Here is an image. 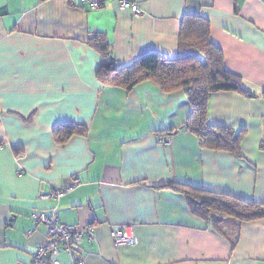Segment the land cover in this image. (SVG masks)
Returning <instances> with one entry per match:
<instances>
[{
    "label": "crops",
    "instance_id": "obj_1",
    "mask_svg": "<svg viewBox=\"0 0 264 264\" xmlns=\"http://www.w3.org/2000/svg\"><path fill=\"white\" fill-rule=\"evenodd\" d=\"M0 0V264L29 261L45 242L33 211L66 224L97 220L83 239L85 264H264V218H204L166 184L264 202V0ZM206 20L209 41L241 90L211 93L207 121L241 132L239 155L201 148L181 129L191 107L181 90L145 80L131 90L102 85L105 63L88 43L105 35L113 62L178 53L184 15ZM66 123L83 133L58 143ZM170 136V142L161 139ZM59 199L41 198L70 180ZM135 242L114 245L110 226ZM61 264H71L61 254Z\"/></svg>",
    "mask_w": 264,
    "mask_h": 264
},
{
    "label": "trees",
    "instance_id": "obj_2",
    "mask_svg": "<svg viewBox=\"0 0 264 264\" xmlns=\"http://www.w3.org/2000/svg\"><path fill=\"white\" fill-rule=\"evenodd\" d=\"M208 32L206 20L198 15L186 14L181 19L175 57L165 58L156 52H148L121 67L114 65L111 47L104 34L92 33L88 43L107 58L108 62L97 71V80L102 85L131 90L139 82L148 80L166 93L183 91L191 110L181 129L191 132L201 148L227 151L238 156L241 132L207 121V101L211 93L241 90L236 77L224 68L222 55L209 41ZM81 133L83 129L79 125L70 123L58 125L53 130L54 139L60 144ZM166 186L183 193L191 208L207 219L227 217L240 223L264 218V202L180 184L168 183Z\"/></svg>",
    "mask_w": 264,
    "mask_h": 264
},
{
    "label": "built area",
    "instance_id": "obj_3",
    "mask_svg": "<svg viewBox=\"0 0 264 264\" xmlns=\"http://www.w3.org/2000/svg\"><path fill=\"white\" fill-rule=\"evenodd\" d=\"M79 4L88 5L91 10H97L103 6L106 0H76ZM121 10L129 9L134 15L141 14L138 6L128 0H113ZM170 142V136L161 139L162 144ZM77 181L72 179L59 189H51L48 193L41 195V198L59 199L65 193L77 186ZM35 224H42L45 227V242L38 245L32 253L29 261L17 264H61V254L66 255L71 264H85L80 255V246L83 239L88 241L94 238V227L100 222L90 221L86 225L76 226L61 222L55 211H33L30 215ZM110 236L114 245H131L135 242V236L131 225L124 224L110 226Z\"/></svg>",
    "mask_w": 264,
    "mask_h": 264
}]
</instances>
